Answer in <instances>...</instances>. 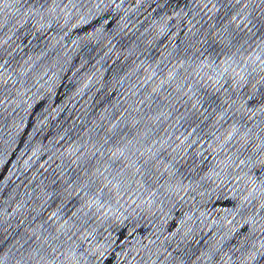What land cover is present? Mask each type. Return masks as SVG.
<instances>
[{"label": "water", "instance_id": "obj_1", "mask_svg": "<svg viewBox=\"0 0 264 264\" xmlns=\"http://www.w3.org/2000/svg\"><path fill=\"white\" fill-rule=\"evenodd\" d=\"M0 264H264V0H0Z\"/></svg>", "mask_w": 264, "mask_h": 264}]
</instances>
